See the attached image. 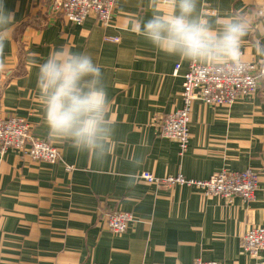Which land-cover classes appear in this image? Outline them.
Segmentation results:
<instances>
[{
    "label": "crops",
    "instance_id": "1",
    "mask_svg": "<svg viewBox=\"0 0 264 264\" xmlns=\"http://www.w3.org/2000/svg\"><path fill=\"white\" fill-rule=\"evenodd\" d=\"M3 2L17 23L0 44V118H24L62 160L37 162L11 150L0 155V264H192L197 258L264 264V255L253 258L240 248L246 230L264 227V78L256 96L231 105L195 100L189 142L180 153L175 141L161 136L156 118L181 106L183 74L192 62L158 51L128 24L149 18L154 5L170 10L174 0H115L105 26L92 15L68 23L54 0ZM257 9L264 11V0H197V11L215 23ZM60 47L89 55L101 70L114 124V148L102 161L47 135L32 58L42 61ZM240 61L264 65V15L243 38ZM246 169L259 173L248 202L137 179L144 171L205 180ZM117 209L133 216L122 234L101 223L105 212Z\"/></svg>",
    "mask_w": 264,
    "mask_h": 264
},
{
    "label": "clouds",
    "instance_id": "2",
    "mask_svg": "<svg viewBox=\"0 0 264 264\" xmlns=\"http://www.w3.org/2000/svg\"><path fill=\"white\" fill-rule=\"evenodd\" d=\"M254 14L235 15L215 23L197 11V0H174L170 10L153 6L147 19L130 18L129 30L158 51L208 67L229 66L239 72L241 42L252 29ZM17 20L0 0V44L8 41ZM37 66V101L50 139L74 151L104 160L114 148V124L99 66L83 53L60 47ZM135 177L130 176L129 182Z\"/></svg>",
    "mask_w": 264,
    "mask_h": 264
},
{
    "label": "built area",
    "instance_id": "3",
    "mask_svg": "<svg viewBox=\"0 0 264 264\" xmlns=\"http://www.w3.org/2000/svg\"><path fill=\"white\" fill-rule=\"evenodd\" d=\"M55 11L71 24H81L92 15L102 25L110 24L114 15L115 0H54ZM256 18L264 15L262 9L254 11ZM116 41L117 38H112ZM243 68L232 72L229 66L208 67L192 62L183 74L181 106L156 118L161 136L177 143L180 153L186 150L189 138V122L195 100L215 107L231 105L236 101L256 96L260 82L264 78V65L241 61ZM179 64L174 67V73ZM27 154L32 160L57 163L62 160L59 150L52 143L34 137L28 122L19 116L0 118V155L7 151ZM71 171L72 166L65 165ZM137 179L158 186H190L199 190L204 197H217L231 202L239 197L244 202L251 201L258 186L259 173L252 169L243 171L221 170L205 180L187 179L181 174L156 177L144 171ZM133 221V216L121 209L105 212L102 225L114 234H122ZM241 250L250 257L264 255V227L252 226L240 238ZM192 264H221L217 261L194 259Z\"/></svg>",
    "mask_w": 264,
    "mask_h": 264
}]
</instances>
